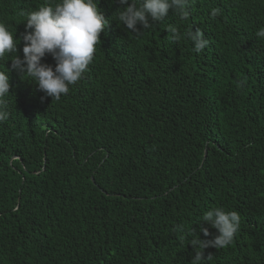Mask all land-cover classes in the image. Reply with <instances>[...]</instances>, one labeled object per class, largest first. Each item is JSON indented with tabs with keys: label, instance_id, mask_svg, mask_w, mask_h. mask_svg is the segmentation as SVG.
<instances>
[{
	"label": "trees",
	"instance_id": "trees-1",
	"mask_svg": "<svg viewBox=\"0 0 264 264\" xmlns=\"http://www.w3.org/2000/svg\"><path fill=\"white\" fill-rule=\"evenodd\" d=\"M101 1L111 22L94 61L110 64L92 82L87 74L70 109L46 108L34 89L0 125V264H189L190 237L177 226L199 232L213 205L239 212L241 226L207 264H264V48L249 45L264 27V0H190L187 19L169 10L139 35L113 18V0ZM43 2L0 0V22L15 33ZM170 25L201 28L209 46L195 53ZM45 111L43 122L74 127L79 144L108 153L94 151L82 170L64 165L38 195L28 180L38 152H69L49 127L26 143L33 112ZM163 119L178 138L170 160L151 144Z\"/></svg>",
	"mask_w": 264,
	"mask_h": 264
},
{
	"label": "clouds",
	"instance_id": "clouds-1",
	"mask_svg": "<svg viewBox=\"0 0 264 264\" xmlns=\"http://www.w3.org/2000/svg\"><path fill=\"white\" fill-rule=\"evenodd\" d=\"M113 3V18L136 35L142 33L138 25L149 29L152 27L150 20L158 23L164 21L169 10L180 19H187L190 7V0H113ZM99 4L100 7L98 0H44L35 10L22 13L23 21L15 33L4 22H0V62L6 58L7 61L11 60L9 68L4 65V69H0V125L8 118V110L15 97L22 93H32L34 89L46 108L52 106V102H59L63 105L61 110L70 109L73 102L70 101L71 92L88 81L83 80L90 71L89 80L92 82L99 77L104 66L110 64V60H105L97 66L94 61L97 47L110 30L111 22L101 0ZM210 15L215 18L219 15V9H212ZM167 30L173 41H179L183 37L190 42L192 50L197 54L209 46L210 41L204 37L201 28L181 33L177 27L170 25ZM255 36L257 38L249 45L264 48L263 42L258 40L264 38V27L257 29ZM51 56L55 65L49 62ZM100 66L102 67L99 68ZM48 114L49 111L33 112L29 124L32 137L26 143L34 144V139L38 136L37 127H49L44 133H53L69 152H38V165L28 176L29 185L35 188L32 192L38 195L40 190H45V182L56 176L64 165L67 169L73 167L82 170L90 165L94 151L108 153L103 148L79 144L74 127L59 124L52 126L43 122L41 119ZM73 134L77 140L71 142L70 136ZM177 141L175 126L170 121L163 119L152 131L153 151L162 160H170L176 156ZM206 156L207 151L204 150V158ZM68 159L73 160L74 166H68ZM176 187L169 189L165 195ZM108 197L123 198L119 194L109 193ZM139 200L141 199H134ZM200 222H203V227L199 228V232L193 230L192 225L186 229L181 224L176 229L190 237L189 244L193 250L189 264H207L220 250L230 246L240 229L241 216L237 211L225 210L222 205H213L205 210L197 223Z\"/></svg>",
	"mask_w": 264,
	"mask_h": 264
}]
</instances>
